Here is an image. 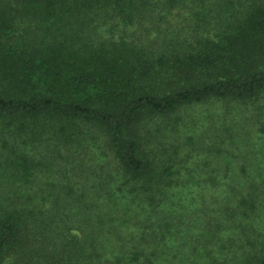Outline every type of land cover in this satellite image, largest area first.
Masks as SVG:
<instances>
[{
	"label": "trees",
	"instance_id": "trees-1",
	"mask_svg": "<svg viewBox=\"0 0 264 264\" xmlns=\"http://www.w3.org/2000/svg\"><path fill=\"white\" fill-rule=\"evenodd\" d=\"M0 264H264V0H0Z\"/></svg>",
	"mask_w": 264,
	"mask_h": 264
},
{
	"label": "rangeland",
	"instance_id": "rangeland-1",
	"mask_svg": "<svg viewBox=\"0 0 264 264\" xmlns=\"http://www.w3.org/2000/svg\"><path fill=\"white\" fill-rule=\"evenodd\" d=\"M170 20L176 22V21H178V17L177 16L171 17ZM176 23H178V22H176ZM222 108H224V106H222V103L221 104H217V103L202 104L196 108L187 109V110H184L182 112L186 118L187 123L190 125V128H193L195 126L193 124L194 121H198L199 122L198 128L200 131H202L208 125L209 120H211V118H208V117L214 116V119H215V117L218 116L216 118V119H218L219 115H220L219 113L222 112ZM203 126H204V128H203Z\"/></svg>",
	"mask_w": 264,
	"mask_h": 264
}]
</instances>
